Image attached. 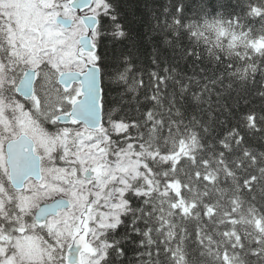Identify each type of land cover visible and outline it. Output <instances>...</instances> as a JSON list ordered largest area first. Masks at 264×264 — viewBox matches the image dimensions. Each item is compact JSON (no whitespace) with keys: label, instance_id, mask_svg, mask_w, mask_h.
Here are the masks:
<instances>
[{"label":"trees","instance_id":"1","mask_svg":"<svg viewBox=\"0 0 264 264\" xmlns=\"http://www.w3.org/2000/svg\"><path fill=\"white\" fill-rule=\"evenodd\" d=\"M113 2L145 39L103 78L105 155L136 174L98 264H264V0Z\"/></svg>","mask_w":264,"mask_h":264},{"label":"snow or ice","instance_id":"2","mask_svg":"<svg viewBox=\"0 0 264 264\" xmlns=\"http://www.w3.org/2000/svg\"><path fill=\"white\" fill-rule=\"evenodd\" d=\"M118 7L113 0H0V62L22 68L5 102L14 104L12 95L22 98L21 117L27 108L39 120L31 122L32 135H21L8 149L12 184L29 198V207L15 209L14 218H8L11 211L8 217L0 216L4 231L12 235L39 233L56 243L67 230L72 242H79L83 227L71 235L77 223L72 210L81 195L78 185L93 182L89 172L98 178L102 171V166L89 168L82 158L83 150L91 147L87 141L93 139L88 122L99 114L100 123H106L109 87L103 78L123 63L125 43L131 51L145 39L137 31L129 40L138 26L129 21L126 27L125 13ZM177 11L183 13L184 6L178 5ZM53 86L62 89L55 99L50 96ZM8 111L5 108V114ZM79 222L83 225V217ZM122 227L117 225L115 232ZM110 243V251L116 252L113 261L128 257L119 237ZM0 264H25L12 236L0 238Z\"/></svg>","mask_w":264,"mask_h":264},{"label":"rangeland","instance_id":"3","mask_svg":"<svg viewBox=\"0 0 264 264\" xmlns=\"http://www.w3.org/2000/svg\"><path fill=\"white\" fill-rule=\"evenodd\" d=\"M6 67L15 69L13 65L0 62V193L4 190L2 179L7 176L4 152L6 140L19 133L32 135L29 132L32 127L31 122L37 123L26 109H24L23 118L21 117L20 105L23 104L22 102H15L12 105L5 102L9 96L8 88L13 81L12 72H10L11 70L5 71ZM59 92H62V89L53 86L50 96L55 99ZM5 108L9 109L7 114H5ZM120 128L119 124L114 125V130L119 131ZM92 135L93 139L87 141L91 147L83 150L82 158L86 160L89 168L96 167L98 163L106 161L98 178H95L93 182L85 181L78 185L81 195L76 202V207L72 210V214L77 217V223L72 228L71 235L73 232L79 231L81 227H83V232L87 233L89 250L81 254L83 264H96L101 259L104 251V245L100 239L101 233L118 223L119 215L125 207V202L122 199L124 188L129 178L136 174L135 161L130 156H122L109 163V158L105 157L108 139L104 130L92 131ZM37 141H39V137H37ZM5 199L7 198L0 196V216L8 217V212L11 211L12 216L8 217L11 219L17 215L15 209L29 207V198L20 196L19 192L16 194V208L12 207ZM81 217L84 220L83 225L79 222ZM2 227V223H0V232L3 233L0 238L7 239L9 236L2 230ZM12 241L16 244L17 254L25 261V264H28L29 261L32 264H64L61 261V252L68 246L70 238L66 230L65 235L60 237L56 243L39 233L23 237L16 234L12 236Z\"/></svg>","mask_w":264,"mask_h":264},{"label":"water","instance_id":"4","mask_svg":"<svg viewBox=\"0 0 264 264\" xmlns=\"http://www.w3.org/2000/svg\"><path fill=\"white\" fill-rule=\"evenodd\" d=\"M89 14H91V13H87L84 15H89ZM101 126H102V124L100 123L99 114L95 118L90 119L88 122V128L92 129V130H99L101 128ZM24 134L25 133L19 134V136H17L14 139H10L5 144V154H6L5 162H6V165L8 168V178H9V182H10L11 187L15 190H17V189L14 188V186L12 184L13 170H12V165H11L10 160H9L8 149H9V145L14 144L19 139V137L21 135H24ZM88 176L90 178H95V175L91 172L88 173ZM72 235H76V233L72 234ZM69 244H71V247L69 248V245H68L66 250H65V254H64L65 263L71 264V262H75V264H81L80 254L82 251H85L87 248V237H86V235L83 234V232H82L79 236V242H72V240L70 239ZM69 254H70V260H69Z\"/></svg>","mask_w":264,"mask_h":264}]
</instances>
